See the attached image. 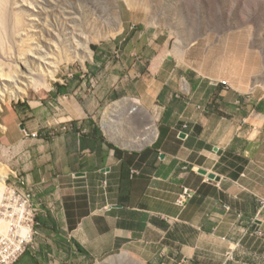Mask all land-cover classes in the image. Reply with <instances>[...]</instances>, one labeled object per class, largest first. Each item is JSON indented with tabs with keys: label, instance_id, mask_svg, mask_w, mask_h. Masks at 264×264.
I'll list each match as a JSON object with an SVG mask.
<instances>
[{
	"label": "crops",
	"instance_id": "obj_1",
	"mask_svg": "<svg viewBox=\"0 0 264 264\" xmlns=\"http://www.w3.org/2000/svg\"><path fill=\"white\" fill-rule=\"evenodd\" d=\"M135 63L116 94L63 87L55 105L7 109V160L40 208L16 264H264V79L238 62Z\"/></svg>",
	"mask_w": 264,
	"mask_h": 264
},
{
	"label": "rangeland",
	"instance_id": "obj_2",
	"mask_svg": "<svg viewBox=\"0 0 264 264\" xmlns=\"http://www.w3.org/2000/svg\"><path fill=\"white\" fill-rule=\"evenodd\" d=\"M157 55L187 57L210 73L238 62L264 79V0H0L1 173L14 168L2 143L7 109L55 105L51 93L63 87L116 94V78Z\"/></svg>",
	"mask_w": 264,
	"mask_h": 264
},
{
	"label": "built area",
	"instance_id": "obj_3",
	"mask_svg": "<svg viewBox=\"0 0 264 264\" xmlns=\"http://www.w3.org/2000/svg\"><path fill=\"white\" fill-rule=\"evenodd\" d=\"M74 128L75 125L69 124L63 130ZM2 171L0 169V176H3L0 186V264H15L27 251L36 248L40 208L35 202V187L23 169ZM194 195L193 189L184 188L177 204L186 207Z\"/></svg>",
	"mask_w": 264,
	"mask_h": 264
},
{
	"label": "bare ground",
	"instance_id": "obj_4",
	"mask_svg": "<svg viewBox=\"0 0 264 264\" xmlns=\"http://www.w3.org/2000/svg\"><path fill=\"white\" fill-rule=\"evenodd\" d=\"M4 177H5V176H4ZM2 179H3V176H0V186H1V183H2ZM119 256H120V255H119ZM128 257H129V256H128ZM116 259H117V257L114 259L115 261H114V260H110L111 262H109V264H118V263L120 264V263L123 262V261H122V258H119V259H118V262H117ZM126 259H127V257H126ZM128 260H129V259H128ZM128 260H127V261H128ZM123 263H124V262H123ZM123 263H122V264H123ZM142 264H143V263H142Z\"/></svg>",
	"mask_w": 264,
	"mask_h": 264
},
{
	"label": "water",
	"instance_id": "obj_5",
	"mask_svg": "<svg viewBox=\"0 0 264 264\" xmlns=\"http://www.w3.org/2000/svg\"><path fill=\"white\" fill-rule=\"evenodd\" d=\"M202 172L205 174H208L207 171H202ZM210 177L215 178V179H219V177H217V175H215V174H210Z\"/></svg>",
	"mask_w": 264,
	"mask_h": 264
},
{
	"label": "clouds",
	"instance_id": "obj_6",
	"mask_svg": "<svg viewBox=\"0 0 264 264\" xmlns=\"http://www.w3.org/2000/svg\"><path fill=\"white\" fill-rule=\"evenodd\" d=\"M71 124V123H70ZM73 124V123H72ZM73 125H75V124H73ZM75 129V128H74ZM14 169H19V168H14ZM25 172V171H24ZM16 264V263H15Z\"/></svg>",
	"mask_w": 264,
	"mask_h": 264
}]
</instances>
